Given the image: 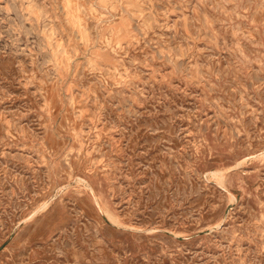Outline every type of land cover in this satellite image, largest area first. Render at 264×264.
Listing matches in <instances>:
<instances>
[{
    "label": "rangeland",
    "instance_id": "rangeland-1",
    "mask_svg": "<svg viewBox=\"0 0 264 264\" xmlns=\"http://www.w3.org/2000/svg\"><path fill=\"white\" fill-rule=\"evenodd\" d=\"M0 264H264V0H0Z\"/></svg>",
    "mask_w": 264,
    "mask_h": 264
},
{
    "label": "bare ground",
    "instance_id": "bare-ground-1",
    "mask_svg": "<svg viewBox=\"0 0 264 264\" xmlns=\"http://www.w3.org/2000/svg\"><path fill=\"white\" fill-rule=\"evenodd\" d=\"M219 176V175H218Z\"/></svg>",
    "mask_w": 264,
    "mask_h": 264
}]
</instances>
